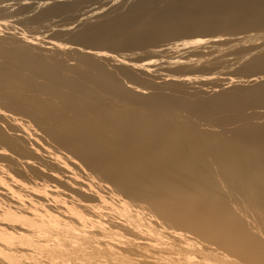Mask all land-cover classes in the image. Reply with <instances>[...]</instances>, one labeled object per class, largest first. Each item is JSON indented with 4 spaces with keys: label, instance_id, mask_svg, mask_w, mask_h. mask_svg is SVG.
Returning a JSON list of instances; mask_svg holds the SVG:
<instances>
[{
    "label": "bare ground",
    "instance_id": "obj_1",
    "mask_svg": "<svg viewBox=\"0 0 264 264\" xmlns=\"http://www.w3.org/2000/svg\"><path fill=\"white\" fill-rule=\"evenodd\" d=\"M7 1L0 264H264V0Z\"/></svg>",
    "mask_w": 264,
    "mask_h": 264
},
{
    "label": "rangeland",
    "instance_id": "obj_2",
    "mask_svg": "<svg viewBox=\"0 0 264 264\" xmlns=\"http://www.w3.org/2000/svg\"><path fill=\"white\" fill-rule=\"evenodd\" d=\"M13 1H15V0H13ZM29 1V0H28ZM27 1V2H28ZM38 1H40V0H30L29 2H33V3H36V2H38ZM42 1V0H41ZM6 3V2H5ZM7 3H14V2H12V0H8L7 1ZM28 14V15H27ZM33 14V12L31 11V10H26V11H24V13H22L21 15V17H25V18H29L31 15ZM12 20H15V21H12ZM24 20V19H23ZM10 21L11 22H13L12 24H13V26L16 28V29H18V30H16V31H18L19 33L22 31V32H24V34L26 35V36H28V37H30L31 35L33 36V35H38L39 34V32H36L35 30H34V28L32 29H30L29 28V25L27 24V22H23V21H18V20H16V19H14V18H10ZM18 21V22H17ZM10 22V23H11ZM15 22H17V23H15ZM25 23V24H24ZM28 25V26H27ZM28 31L30 32V33H28ZM32 32H33V34H32ZM35 33V34H34ZM206 46H208V45H206ZM220 72H222V73H218V75L219 76H228V74H229V72L228 71H226V70H222V71H220ZM224 74V75H223ZM197 123H199L200 124V121L199 122H197L196 121V124ZM202 123V122H201Z\"/></svg>",
    "mask_w": 264,
    "mask_h": 264
}]
</instances>
